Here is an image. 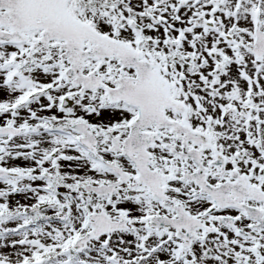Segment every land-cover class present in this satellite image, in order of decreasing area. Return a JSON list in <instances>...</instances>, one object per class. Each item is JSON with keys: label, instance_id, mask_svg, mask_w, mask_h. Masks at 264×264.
<instances>
[{"label": "snow or ice", "instance_id": "1", "mask_svg": "<svg viewBox=\"0 0 264 264\" xmlns=\"http://www.w3.org/2000/svg\"><path fill=\"white\" fill-rule=\"evenodd\" d=\"M0 264H264V0H0Z\"/></svg>", "mask_w": 264, "mask_h": 264}]
</instances>
